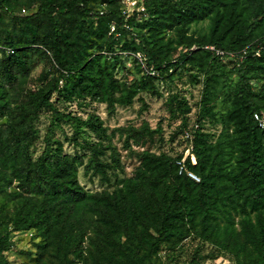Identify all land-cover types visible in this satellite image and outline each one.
Instances as JSON below:
<instances>
[{"label": "trees", "instance_id": "1", "mask_svg": "<svg viewBox=\"0 0 264 264\" xmlns=\"http://www.w3.org/2000/svg\"><path fill=\"white\" fill-rule=\"evenodd\" d=\"M90 1L43 2L30 15H16L8 0H0V264H9L12 233L42 239L34 254L26 253L35 256L31 264H155L165 248L197 240L212 250L197 251L190 264L220 255L233 264H264V131L254 120V113H264V0H144L145 12L129 17L123 0ZM8 18L14 28L4 34ZM95 21L102 27L93 28ZM204 22L206 29L190 34ZM38 52L49 55L56 75L28 90L30 53ZM125 58L134 62L138 79L117 78ZM178 71L195 81L203 77L187 141L196 164L191 156L186 160L199 182L179 174L184 155L147 148L160 127L145 122L109 132L99 115L84 119L54 101L103 104L109 117L136 101L147 110L144 95L161 97L157 81ZM219 85L231 102L221 114L212 105ZM165 106L186 128L189 102L175 93ZM43 112L52 114L44 135ZM205 118L221 126L214 139L204 131ZM61 124L72 128L70 141L83 155L65 153L55 140ZM86 132L97 141L81 143ZM116 135L139 163L133 176L116 174L112 182V171H124L112 146ZM108 153L110 161L104 160ZM81 171L113 190L86 189ZM10 202L15 210L8 222Z\"/></svg>", "mask_w": 264, "mask_h": 264}, {"label": "rangeland", "instance_id": "2", "mask_svg": "<svg viewBox=\"0 0 264 264\" xmlns=\"http://www.w3.org/2000/svg\"><path fill=\"white\" fill-rule=\"evenodd\" d=\"M10 6L13 8L14 14L16 15H30L37 10V5L43 2L49 1H58L63 0H8ZM70 1V0H66ZM144 2V0H142ZM92 5L94 0L90 1ZM93 2V3H92ZM73 16H68L67 19H72ZM8 24L4 30V34L11 33L14 28V23L9 18L7 19ZM103 23L100 21H95L93 28L102 27ZM208 22L199 24L198 26H193L190 34L196 35V31L206 29ZM2 44H0V58L2 57ZM224 61L227 59L224 58ZM31 61V74L27 84L28 90H38L46 82L52 80L55 75V65L50 59L49 55H45L41 52L30 53ZM122 64L117 65V78L119 80L129 79L133 81L138 79L141 74L136 70L135 64L131 59L125 58L120 59ZM201 79V80H200ZM203 77H200L199 80L195 81L190 77L188 73H178L174 72L172 78H166L164 80L157 81V86L161 92V97L155 98L148 95H144V99L148 104L147 110H142V102L136 101L130 107H118L115 115L109 117L106 111V106L103 104H95L82 102L77 103L67 102L63 99H58L57 96H54V101L58 108L65 113H72L73 115L80 116L86 119L90 114L94 113L99 115L105 122V125L109 128L111 132L114 128L122 126H136L139 127L143 123L148 122L153 128L160 127L162 133L160 136L155 137V142L151 145H148L147 148H150L156 152H166L169 155L177 158L181 155L186 154L188 148V139L186 138L188 134L191 135L192 129L196 126L198 119V113L200 110V102L202 98L203 91ZM260 80L263 82L262 78ZM201 81V82H199ZM175 93H180V97L187 100L192 106V113L188 116L187 127H182L183 119L173 120L165 106L167 98ZM88 103V104H87ZM212 105L214 107V112L217 114L227 112L231 107L230 99L227 96L226 90L222 85H219L216 91V95L213 98ZM52 114L50 112H43L40 119V129L42 135L45 134L46 129L51 121ZM204 131L209 133L214 139L221 131V126L214 123L210 118H205L203 122ZM73 130L67 124H61L55 130V140L61 141L64 147V151L67 154L75 155L76 151L80 154H84L86 151L82 148H76L73 143L70 141ZM124 138L116 135L112 138V146L115 149L116 153L120 155L121 161L124 165V171L117 172L112 171L110 173L112 182L115 181V175L118 174L119 177H130L133 176L136 167L138 166V159L135 157L134 153H129V151L124 148ZM81 143H94L97 139L91 135L89 132L84 133L79 137ZM43 148L42 143L37 144V154L41 152ZM137 151H143L144 147H134ZM183 156V157H184ZM104 160L110 161L109 153ZM80 183L90 191H103V190H113L112 185H107L103 183L100 178H93L89 180L85 178L83 172H80L79 177ZM2 202L0 201V206ZM15 210V203H8L5 211L8 214L7 221L13 219V212ZM9 231H12V226L9 224ZM12 249L7 253L5 252V257L8 259L9 264H20L33 263L35 256H27V252L35 253L34 246L36 243H40L42 239L40 237L32 236L30 233H12ZM212 247L210 245H203L199 240L191 242L188 241L184 245H177L175 248H165V251L162 252L155 264H190V261L197 251H201L202 255H209L211 253ZM46 264H53L49 260ZM201 264H233L228 256L220 255L218 258L212 260L207 259L201 262Z\"/></svg>", "mask_w": 264, "mask_h": 264}, {"label": "built area", "instance_id": "3", "mask_svg": "<svg viewBox=\"0 0 264 264\" xmlns=\"http://www.w3.org/2000/svg\"><path fill=\"white\" fill-rule=\"evenodd\" d=\"M123 4L125 6L124 14L126 15V17H129L135 11L145 12V6L143 5L142 0H123ZM100 14L103 15L104 12L101 11ZM114 29L115 28L112 27V30H114ZM207 48L212 50V51H215L217 55H219L221 57H225V53L223 51L216 50L215 47H207ZM151 74L153 75L154 73H151ZM254 120H255L256 124L258 125L259 129L264 131V113H259V112L254 113ZM186 138L189 141L192 139L190 134H188ZM191 150H192V147L190 145V146H188V148L186 150L185 156L180 161H178L177 164L179 166V174H187L191 179L199 182L200 178L194 172L190 171L186 167V160H187L188 156H191L192 163L196 164V159L191 154Z\"/></svg>", "mask_w": 264, "mask_h": 264}]
</instances>
